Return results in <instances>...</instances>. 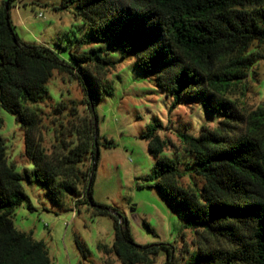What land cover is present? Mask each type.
Segmentation results:
<instances>
[{
	"label": "trees",
	"instance_id": "trees-1",
	"mask_svg": "<svg viewBox=\"0 0 264 264\" xmlns=\"http://www.w3.org/2000/svg\"><path fill=\"white\" fill-rule=\"evenodd\" d=\"M11 1L0 3V109L22 130L23 157L31 168L18 172L8 163L0 135V264H52L43 242L17 231L11 220L16 207L33 209L21 180L41 184L56 204L70 193L75 208L110 215L113 242L99 249L120 264H154L160 249L163 264H177L171 245L134 243L126 222L92 200L91 187L87 199L94 143L99 145L94 104L112 92L108 52L117 48L122 58L134 57L144 76L154 75L157 87L172 96L171 109L187 97L221 114L196 136L178 133L179 146L157 135L160 123L142 134L154 166L141 180L180 212L179 233L194 234L190 264H264V104L246 111L230 98L244 95L259 58L253 45H264V0H63L62 8L71 6L90 32L68 48L69 61L47 46L20 42L8 14ZM54 72L78 81L89 114L68 127L60 124L47 151L40 110L30 105L47 98ZM64 109L59 102L54 111ZM167 147L175 157L162 155ZM184 173L201 185H180ZM75 244L86 255L84 245Z\"/></svg>",
	"mask_w": 264,
	"mask_h": 264
},
{
	"label": "rangeland",
	"instance_id": "rangeland-1",
	"mask_svg": "<svg viewBox=\"0 0 264 264\" xmlns=\"http://www.w3.org/2000/svg\"><path fill=\"white\" fill-rule=\"evenodd\" d=\"M62 4L63 0H12L8 14L22 44L47 46L69 61L68 48L74 46L76 38H86L90 32L73 8H62ZM253 50L259 58L250 70L248 88L244 95L238 92L230 96L246 111L264 104V45L254 44ZM119 52L118 48L108 52L114 62L106 75L112 92L102 94L94 104L99 154L91 184L92 200L123 219L137 245L166 243L174 247L177 264H190L194 234L190 230L179 233L180 212L172 209L155 187L141 180L154 166L142 134L148 126L160 123L162 128L157 135L179 146L178 133L196 136L201 125L214 127L221 114L206 111L197 98L182 97L171 109L172 96L157 87L154 75L144 76L133 56L122 58ZM47 89V98L30 106L40 110L42 146L50 151L59 125L68 127L89 112L74 78L54 72ZM59 102L65 105L60 113L54 111ZM0 119L8 163L18 172L31 168L23 157V132L15 117L0 109ZM162 155L175 157L170 147ZM185 159L180 158L178 165L182 173ZM88 162L85 160L84 168ZM179 183L184 187L200 186L201 180L184 173ZM20 184L33 209L28 210L25 204L16 207L11 214L14 228L43 242L52 264H120L113 254L106 256L99 249L102 245L110 247L113 242L114 219L110 215H94L86 205L75 208L70 193H64L56 204L41 184L25 180ZM76 239L86 248V255L77 249ZM164 261L165 252L160 249L154 264Z\"/></svg>",
	"mask_w": 264,
	"mask_h": 264
},
{
	"label": "water",
	"instance_id": "water-1",
	"mask_svg": "<svg viewBox=\"0 0 264 264\" xmlns=\"http://www.w3.org/2000/svg\"><path fill=\"white\" fill-rule=\"evenodd\" d=\"M94 146H95L94 157H93V160H92V163H91L90 179H89V182H88V185H87V190H86V195H87V199H88L89 202H90V198H89L88 195H89V190H90V187H91V176L93 174V170H94L96 161L98 159V154H99V150H98L96 142L94 143Z\"/></svg>",
	"mask_w": 264,
	"mask_h": 264
}]
</instances>
